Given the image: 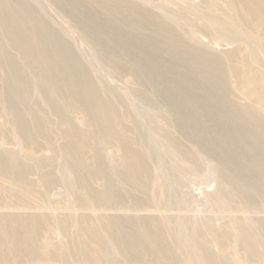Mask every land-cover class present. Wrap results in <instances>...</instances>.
Returning a JSON list of instances; mask_svg holds the SVG:
<instances>
[{
    "label": "rangeland",
    "instance_id": "1",
    "mask_svg": "<svg viewBox=\"0 0 264 264\" xmlns=\"http://www.w3.org/2000/svg\"><path fill=\"white\" fill-rule=\"evenodd\" d=\"M256 2L0 0V264H264Z\"/></svg>",
    "mask_w": 264,
    "mask_h": 264
},
{
    "label": "bare ground",
    "instance_id": "2",
    "mask_svg": "<svg viewBox=\"0 0 264 264\" xmlns=\"http://www.w3.org/2000/svg\"><path fill=\"white\" fill-rule=\"evenodd\" d=\"M248 1V0H247ZM252 1V0H251ZM260 1V0H259ZM246 3H248V2H246ZM244 4V3H243ZM248 4H250L251 5V3H248ZM246 5V4H245ZM245 5H243V6H245ZM249 5V7H251ZM252 5H253V3H252ZM255 6H256V10L258 11V13L259 12H261V10H264V3L263 2H256V4H254ZM247 6V5H246ZM252 9V8H251ZM254 9V8H253ZM255 10V9H254ZM256 10L255 11H252V10H250V8L248 9L247 7L246 8H244V11L246 12V14L250 17V18H252L251 20L255 23V21L254 20H259L260 19V17L258 18L257 17V15H256ZM259 16V15H258ZM257 23H259V21L257 22ZM264 22H262V24H263ZM260 24V23H259ZM263 26V25H262Z\"/></svg>",
    "mask_w": 264,
    "mask_h": 264
}]
</instances>
